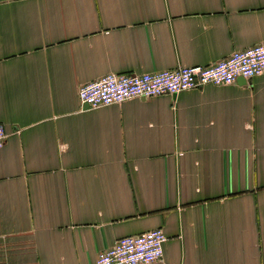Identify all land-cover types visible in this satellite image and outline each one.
<instances>
[{"label":"crops","instance_id":"1","mask_svg":"<svg viewBox=\"0 0 264 264\" xmlns=\"http://www.w3.org/2000/svg\"><path fill=\"white\" fill-rule=\"evenodd\" d=\"M262 42L264 0H0L8 264H95L154 229V264H264V76L99 109L77 96Z\"/></svg>","mask_w":264,"mask_h":264},{"label":"built area","instance_id":"2","mask_svg":"<svg viewBox=\"0 0 264 264\" xmlns=\"http://www.w3.org/2000/svg\"><path fill=\"white\" fill-rule=\"evenodd\" d=\"M260 76H264V42L204 67L179 66L133 75L108 73L79 87L77 96L87 108L99 109L132 99L175 96L208 85H231L237 78L250 80ZM5 139L4 127L0 125V149ZM166 241L161 229L122 237L101 253L95 264H154L162 260Z\"/></svg>","mask_w":264,"mask_h":264},{"label":"rangeland","instance_id":"3","mask_svg":"<svg viewBox=\"0 0 264 264\" xmlns=\"http://www.w3.org/2000/svg\"><path fill=\"white\" fill-rule=\"evenodd\" d=\"M9 262H7V260L5 259V257L3 256V253H0V264H8Z\"/></svg>","mask_w":264,"mask_h":264},{"label":"water","instance_id":"4","mask_svg":"<svg viewBox=\"0 0 264 264\" xmlns=\"http://www.w3.org/2000/svg\"><path fill=\"white\" fill-rule=\"evenodd\" d=\"M241 79H242V78H237V80H239V81H240ZM84 107H85V108H87V106H86V105H84Z\"/></svg>","mask_w":264,"mask_h":264}]
</instances>
